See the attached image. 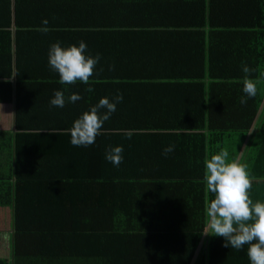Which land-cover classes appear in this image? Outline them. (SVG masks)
<instances>
[{
	"label": "trees",
	"instance_id": "obj_1",
	"mask_svg": "<svg viewBox=\"0 0 264 264\" xmlns=\"http://www.w3.org/2000/svg\"><path fill=\"white\" fill-rule=\"evenodd\" d=\"M148 19L201 34L222 30L245 42L255 43L259 32L264 43V0H0V44L11 47L12 25L77 27L82 34ZM117 115L116 125L104 122L86 147L70 144L61 130L17 131L13 139L3 135L6 142L0 136V207L14 206L13 264L36 263L33 253L60 258L62 237L71 253L79 249L80 260L100 264H157L159 234L189 233L195 235L189 242H199L207 223L203 133L172 134L142 127L140 113ZM115 145L123 149L117 166L104 159ZM168 145L173 150L162 154ZM218 239L209 235L208 251ZM199 249L193 264L214 258L230 264L219 249L214 255Z\"/></svg>",
	"mask_w": 264,
	"mask_h": 264
},
{
	"label": "crops",
	"instance_id": "obj_2",
	"mask_svg": "<svg viewBox=\"0 0 264 264\" xmlns=\"http://www.w3.org/2000/svg\"><path fill=\"white\" fill-rule=\"evenodd\" d=\"M39 29L12 25L11 47L0 44L5 46L0 47V136L3 141L7 140L3 135L11 134L13 139L17 131H67L101 97L111 100L119 93L122 99L105 124L114 121L116 125V113L121 114L119 117L140 113L142 127L166 128L172 134L199 130L204 136L205 158L220 150L226 151L229 161L236 160L245 166L250 180L249 198L264 202V43L259 32L255 43L245 42L222 30L207 28L201 34L181 26L161 28L149 19L82 34L77 27L47 32ZM57 41L62 47L83 41L87 54H99L87 83L78 80L73 84L59 83L57 74L47 65V50ZM243 65L250 69L248 73L242 72ZM245 77L256 84V94L251 98L241 91ZM54 90L64 93L62 108L49 106ZM72 93H77L80 99L69 103L67 97ZM242 96H245L243 104ZM1 157L0 154V160ZM32 198L31 194L26 197V203ZM211 198L205 187V204ZM53 199L46 198L42 207ZM38 201L34 199L35 204ZM13 210V204L10 208L0 207V264H13ZM204 232L197 236L199 242H189L188 238L194 234L171 233L177 242L169 243L166 253L159 239L168 233L159 234L157 264H193L201 246L205 254L214 255L219 249L230 264H249L247 245L235 250L225 247L223 239L218 237V244L208 251L209 235ZM63 241L64 237L57 248L60 258L33 253L34 264L99 263L96 258L80 260L79 249L71 253ZM78 245L79 242L74 247L79 248ZM168 252L169 256H163ZM186 256L189 260L184 263L181 258ZM215 261L212 259L211 264H218Z\"/></svg>",
	"mask_w": 264,
	"mask_h": 264
},
{
	"label": "clouds",
	"instance_id": "obj_3",
	"mask_svg": "<svg viewBox=\"0 0 264 264\" xmlns=\"http://www.w3.org/2000/svg\"><path fill=\"white\" fill-rule=\"evenodd\" d=\"M41 23L46 25L47 21L43 20ZM39 30L47 32L48 28L42 27ZM85 50L86 44L83 41L66 47H62L57 41L49 46L47 65L57 74L61 85L73 84L77 80L87 83L89 77L93 75L99 54L92 56ZM241 70L244 73L250 71L247 65H243ZM241 91L248 98L255 96V82L245 77ZM245 96L240 99L242 104L245 102ZM79 99L77 93L67 97L69 103ZM121 99L119 93L111 100L108 97H101L95 105L82 112L67 130L69 143L77 147L93 144L103 123L115 111L116 104ZM64 103V93L61 90H54L49 99V106L62 108ZM173 147V145L166 146L162 154L171 152ZM122 151L120 145L106 147L105 161L113 166L119 165ZM203 168L206 191L212 194V198L205 204L207 230L204 233L221 237L225 247L231 246L235 250L247 245L246 254L249 264H264V202H253L249 198L250 180L245 166L236 160L229 161L228 153L220 150L204 159Z\"/></svg>",
	"mask_w": 264,
	"mask_h": 264
},
{
	"label": "rangeland",
	"instance_id": "obj_4",
	"mask_svg": "<svg viewBox=\"0 0 264 264\" xmlns=\"http://www.w3.org/2000/svg\"><path fill=\"white\" fill-rule=\"evenodd\" d=\"M175 236L174 235H171V234H167V235H161L160 236V239H159V242H160V246L163 245L164 246V253H166L167 251V245L170 243V244H173L174 242H177V240L174 238ZM170 248V247H169ZM168 248V249H169ZM172 250V249H171ZM170 252H168L166 255H163L165 257L169 256Z\"/></svg>",
	"mask_w": 264,
	"mask_h": 264
}]
</instances>
